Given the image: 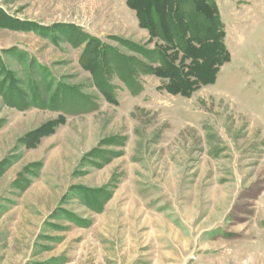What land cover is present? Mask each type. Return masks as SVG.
I'll list each match as a JSON object with an SVG mask.
<instances>
[{
	"label": "rangeland",
	"instance_id": "rangeland-1",
	"mask_svg": "<svg viewBox=\"0 0 264 264\" xmlns=\"http://www.w3.org/2000/svg\"><path fill=\"white\" fill-rule=\"evenodd\" d=\"M213 1L182 95L144 69L173 0H0V264H264V0Z\"/></svg>",
	"mask_w": 264,
	"mask_h": 264
},
{
	"label": "trees",
	"instance_id": "trees-1",
	"mask_svg": "<svg viewBox=\"0 0 264 264\" xmlns=\"http://www.w3.org/2000/svg\"><path fill=\"white\" fill-rule=\"evenodd\" d=\"M129 1L127 0L129 6L136 11L142 23L137 5L130 4ZM184 3H188L187 8L192 12L190 18L186 11L179 9ZM173 4L175 10L171 21L174 22L170 23L169 31L157 22H154L155 33L150 31V26H144L153 37L161 40L153 50L157 64L150 67L146 65L144 69L168 81L161 86L164 90L190 95L199 87L215 82L220 66L229 61L230 54L225 45V31L219 9L213 0H173ZM151 12H154L156 18L159 17L153 6ZM198 19L204 22L202 27L197 24ZM211 27L213 31L205 34ZM176 28L179 29L178 34L174 32ZM8 74L10 72L6 75Z\"/></svg>",
	"mask_w": 264,
	"mask_h": 264
}]
</instances>
